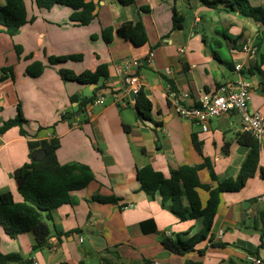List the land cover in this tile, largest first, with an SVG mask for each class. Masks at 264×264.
<instances>
[{"label":"crops","instance_id":"obj_1","mask_svg":"<svg viewBox=\"0 0 264 264\" xmlns=\"http://www.w3.org/2000/svg\"><path fill=\"white\" fill-rule=\"evenodd\" d=\"M24 1L33 21L14 38L0 26V79L2 70L14 74L0 83V193L23 203L15 172L32 163L31 142L52 138L61 144L59 163L90 167L94 181L73 193L74 205L53 212L51 236L44 248L33 250L37 244L33 233L11 239L0 226V253L21 257L19 264H103V258L114 261L115 252L116 264H252L249 256L264 264V144L255 177L242 192L221 195L211 234L184 256L170 253L165 241L193 238L202 231V220L183 221L172 212L171 201L144 192L137 179L145 167L169 179L172 170L200 166L206 159L220 182L238 177L250 153L238 141L244 133L240 116L232 112L215 119L204 133L174 113L165 91L172 85L176 92L188 93L183 104L192 107L221 86L235 89L243 77L251 85L250 109L264 114V88L254 72L259 68L264 76L262 24L224 6L209 8L202 0H134L130 5L94 0V21L80 27L71 22L68 7L40 10L34 0ZM248 2L264 9V0ZM5 5L0 0V8ZM175 11L185 19L181 31H173ZM139 21L147 32L146 45L136 47L117 36L111 44L105 43L104 29L117 30ZM244 45L256 48V55L243 52ZM16 47L23 51L21 57ZM70 56L83 59L58 66L49 62ZM124 59L142 63L138 73L144 81L142 93L152 106L150 121L140 120L135 103L125 96L124 75L116 73ZM35 63L43 64L44 71L34 79L27 69ZM100 65L108 67L110 77L97 86L65 82L59 75L60 69L80 75ZM95 91L97 97H105V104L88 115L75 98H89ZM19 107L26 123L2 131L17 117ZM194 136L202 144V154L194 148ZM199 177L202 184L217 186L208 169ZM198 194L205 209L210 195L202 189ZM211 236L225 246L211 248ZM164 253L170 255L159 259Z\"/></svg>","mask_w":264,"mask_h":264},{"label":"trees","instance_id":"obj_2","mask_svg":"<svg viewBox=\"0 0 264 264\" xmlns=\"http://www.w3.org/2000/svg\"><path fill=\"white\" fill-rule=\"evenodd\" d=\"M5 7L0 8V26L4 27L3 33L14 38L20 30L33 20L28 19L27 8L24 0H5ZM122 5H130L134 0H117ZM40 10H51L56 6L68 7L72 10L71 22L80 27L89 26L95 19L94 0H34ZM203 4L212 9H219L224 6L228 11L237 12L242 16L254 19L261 23L264 28V9L253 8L248 0H202ZM143 11H147L143 9ZM184 17L176 11L173 15V31H181L184 28ZM115 36L132 43L136 47H142L148 43L146 29L141 21L137 23H125L119 29L106 28L102 32V37L106 44H111ZM262 37V34H261ZM19 57L23 51L16 47ZM82 56H70L50 58L49 62L53 66L61 65L68 61H82ZM44 66L35 63L27 69V75L31 78H38L43 74ZM261 77L264 88V76L259 68L255 71ZM5 79L14 78L12 70H2ZM59 75L65 82H76L82 85H98L101 81L109 80V69L106 65H100L94 72H85L77 75L71 70L60 69ZM172 86V85H171ZM174 89V87L172 86ZM97 90V89H95ZM97 97V91L89 98L75 101L80 103V110L85 113V108ZM151 103L143 93L139 94L135 100V110L140 120H151ZM64 115L62 119H66ZM26 123L22 111L19 107L18 115L9 121L2 131L12 127H22ZM129 132L130 128L126 127ZM23 134V132H22ZM239 143L250 149L247 160L243 164L236 179L219 181L214 174L209 160L204 164L195 167H180L171 171L170 178L167 179L163 174L154 171L151 167H145L138 171L137 179L141 188L146 193H159L164 201H171V209L183 221L201 219L203 222L202 231L193 238L174 242L165 241V248L172 254L184 256L195 251L197 245L204 242L211 234L217 209L220 204L222 194H236L242 192L248 182L257 173L260 163L261 145L249 133L238 135ZM195 150L202 154V144L193 137ZM31 152L43 149L47 153V159L40 164L30 163L15 172L16 182L23 197V203L17 204L11 194L0 193V226L6 235L11 239H17L26 233H33L37 244L33 247L34 251L44 248L48 244L51 236V224L53 223V212L64 205H74L73 193L86 189L93 181L94 174L90 167L78 163L61 165L57 158V152L61 147L57 138L50 141L31 142L29 144ZM208 169L216 187L202 184L199 174L202 170ZM264 179V171L262 172ZM198 189L209 193L210 197L205 209L201 208V201ZM106 203V201H103ZM187 203V205H186ZM263 223L262 237H264V212L261 214ZM61 236V235H60ZM211 248H222L225 245L215 241L211 236ZM107 253H111L108 251ZM203 253V252H202ZM114 261L107 258L102 259L103 264H116L119 259L118 254H112ZM21 257L17 255H3L0 253V264H19L22 263ZM188 264H196L188 262Z\"/></svg>","mask_w":264,"mask_h":264},{"label":"built area","instance_id":"obj_3","mask_svg":"<svg viewBox=\"0 0 264 264\" xmlns=\"http://www.w3.org/2000/svg\"><path fill=\"white\" fill-rule=\"evenodd\" d=\"M242 51L250 56H255L257 50L244 45ZM141 66L142 63L139 60L124 59L116 68L118 75H124V85L127 87L125 96L129 101H131L129 98L130 93H133L137 98L143 91V77L138 73ZM237 69L239 70V68ZM165 98L177 116L198 125L204 133L209 132L213 120L234 112L241 118L243 132L251 134L261 146L264 144V114L250 109L251 85L243 77L239 78L235 89L231 86H221L215 93L205 95L196 106H185L183 102L189 98V94L178 93L171 85L167 86ZM132 102L135 103V101ZM104 104V96L96 97L92 103L87 105L85 112L91 115L94 108ZM223 235L224 232L220 231L218 234L219 239ZM247 259L252 264H263L262 260L257 259L255 256H249Z\"/></svg>","mask_w":264,"mask_h":264},{"label":"water","instance_id":"obj_4","mask_svg":"<svg viewBox=\"0 0 264 264\" xmlns=\"http://www.w3.org/2000/svg\"><path fill=\"white\" fill-rule=\"evenodd\" d=\"M129 98H130L131 101H135L136 100V96L133 93L129 94ZM31 159H32L33 163H36V164L43 163L47 159V153H46L45 150L39 149V150H37V151L32 153ZM169 255H170V253H164L161 256H159V259L166 258Z\"/></svg>","mask_w":264,"mask_h":264}]
</instances>
